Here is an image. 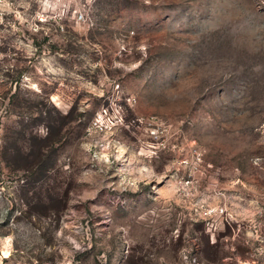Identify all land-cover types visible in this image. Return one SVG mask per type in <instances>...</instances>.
<instances>
[{
	"label": "rangeland",
	"instance_id": "rangeland-1",
	"mask_svg": "<svg viewBox=\"0 0 264 264\" xmlns=\"http://www.w3.org/2000/svg\"><path fill=\"white\" fill-rule=\"evenodd\" d=\"M0 264H264V0H0Z\"/></svg>",
	"mask_w": 264,
	"mask_h": 264
},
{
	"label": "built area",
	"instance_id": "built-area-1",
	"mask_svg": "<svg viewBox=\"0 0 264 264\" xmlns=\"http://www.w3.org/2000/svg\"><path fill=\"white\" fill-rule=\"evenodd\" d=\"M77 20L79 21H83L84 20V17H83V14L81 12L78 13L77 15Z\"/></svg>",
	"mask_w": 264,
	"mask_h": 264
}]
</instances>
